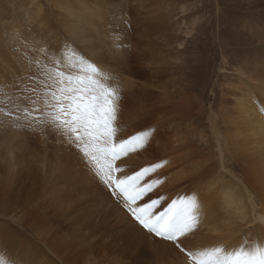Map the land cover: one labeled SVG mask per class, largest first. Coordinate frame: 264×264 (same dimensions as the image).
I'll list each match as a JSON object with an SVG mask.
<instances>
[{
  "label": "bare ground",
  "instance_id": "1",
  "mask_svg": "<svg viewBox=\"0 0 264 264\" xmlns=\"http://www.w3.org/2000/svg\"><path fill=\"white\" fill-rule=\"evenodd\" d=\"M123 2L113 12L112 0H0V108L18 102L15 80L42 76L75 47L114 78L106 83L119 84L118 135L149 133L128 171L165 162L154 174L163 183L149 194L164 200L157 211L197 197L199 223L184 246L225 255L264 248V55L227 71V53L253 45L240 30L243 15L223 21V13L215 34L199 27L205 9L182 0ZM217 46L220 94L210 93ZM175 250L132 220L62 137L13 127L0 112V257L163 264Z\"/></svg>",
  "mask_w": 264,
  "mask_h": 264
},
{
  "label": "snow or ice",
  "instance_id": "2",
  "mask_svg": "<svg viewBox=\"0 0 264 264\" xmlns=\"http://www.w3.org/2000/svg\"><path fill=\"white\" fill-rule=\"evenodd\" d=\"M51 63V68L42 66V76L14 81L12 87L18 102L11 109L0 108L13 127L41 133L51 130L62 137L63 142L79 152L89 173L125 213L148 233L171 242L184 253L187 264H264V248H256L252 253L240 248L225 255L220 247H185L184 238L199 223L197 197L173 199L166 209L157 211L164 200L152 199L149 194L163 183L154 174L165 162L128 171L127 158L145 147L149 133L118 135L115 125L122 99L119 84L106 83L114 78L75 47L66 61L53 58ZM0 264L15 262L0 257Z\"/></svg>",
  "mask_w": 264,
  "mask_h": 264
},
{
  "label": "rangeland",
  "instance_id": "3",
  "mask_svg": "<svg viewBox=\"0 0 264 264\" xmlns=\"http://www.w3.org/2000/svg\"><path fill=\"white\" fill-rule=\"evenodd\" d=\"M26 1L28 0H21V5ZM168 1H172V0H168ZM198 1H200V3H198ZM182 2L188 5L190 8L205 9L204 12H199L196 15L198 18H200L201 25L199 27L205 29L209 25H211L213 27L212 30L215 31V34H216V29L219 30V28L216 27L219 24L217 21L220 19L223 13H226L227 15L229 14L228 18L222 16L223 21L224 19H234V18L239 19V16L243 15L241 17V20H239L240 21L239 25L242 22L244 24L247 23L246 28L245 29L239 28V29L243 32L245 31L244 38L249 39V41H251L253 45L247 46L251 48H246L240 43L233 48L234 51L238 53H235L234 51H229L227 54L231 66H228L227 71L233 72L232 65L236 64L237 62L241 63L243 60L248 59V63L253 64V62L254 61L256 62L260 58V56L264 55V0H182ZM123 3H124L123 0H112V3L110 5L111 11L117 12V10L115 11V8L121 9ZM46 10L47 9L44 7L43 11ZM212 30L210 31V33H212ZM198 36L199 38H201L202 34L199 33ZM205 41L206 38H204L203 42ZM259 42L260 44H257ZM236 47H240V48H236ZM221 50H222L221 46L219 47L217 46V47H212V51H210L211 56L213 58L216 51H219L218 61L216 60L214 64V78L212 80V86L210 87L211 89L210 93L213 90L219 92L220 94V86L224 87L226 84L224 82H221V85L219 84V82L223 80L221 78V73L219 70L220 62H223L222 59L223 54L221 53ZM260 68H256V70ZM225 75L230 76L231 74L225 73ZM211 100L209 101L211 102ZM216 123H217V127L221 129L222 123L219 117H217ZM184 256H185L184 253H182L180 250H175L171 255L165 258L163 264H183V261H186L184 259ZM184 263H187V261Z\"/></svg>",
  "mask_w": 264,
  "mask_h": 264
}]
</instances>
